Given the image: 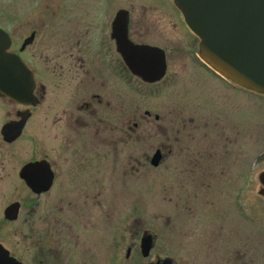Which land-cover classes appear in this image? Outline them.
I'll use <instances>...</instances> for the list:
<instances>
[{
	"label": "flooded vegetation",
	"instance_id": "af4514ba",
	"mask_svg": "<svg viewBox=\"0 0 264 264\" xmlns=\"http://www.w3.org/2000/svg\"><path fill=\"white\" fill-rule=\"evenodd\" d=\"M170 3L98 0L84 10L35 8L10 15L2 26L10 37L9 50L34 79L35 103L0 93V246L20 263L118 264L123 242L131 241L125 252L129 260L134 251L141 252L144 235H152L154 249L155 234L138 224V203L132 224L121 222L110 238L117 247L107 249L101 242L108 239L107 213L114 208L106 200L108 160L115 162V173L137 177L139 167L151 164L158 151L159 165L190 152L195 133L204 128L202 112L189 115L176 108L163 118L156 114L157 121L165 120L166 137L151 158L140 154L139 82L151 86L165 80L169 49H190L180 34L182 29L192 34ZM125 31L132 45L165 51L161 80L146 82L129 69ZM152 112L146 108L144 116ZM166 123L173 129L180 123L181 136L173 137ZM196 172L183 174L190 182ZM164 259L173 264L170 257L150 264Z\"/></svg>",
	"mask_w": 264,
	"mask_h": 264
},
{
	"label": "rangeland",
	"instance_id": "374dc122",
	"mask_svg": "<svg viewBox=\"0 0 264 264\" xmlns=\"http://www.w3.org/2000/svg\"><path fill=\"white\" fill-rule=\"evenodd\" d=\"M95 2L0 0V25L24 10L74 6L84 10ZM180 38L190 45L189 53L169 49L165 80L151 86L139 82L140 154L149 153L151 158L166 137L165 120L157 121L156 114L163 118L176 108H185L189 115L205 113L203 131L195 133L190 152L166 158L158 167L149 161L139 167L137 177H127L121 170L115 173L111 167L115 162L108 160L106 200L114 208L108 209V239L101 244L107 249L116 245L110 238L121 222L123 227L131 225L138 210V224L155 234V247L148 258L138 250L127 260L128 239L116 257L118 264H150L165 257L173 264H264V198L258 193L262 187L258 176L264 170V95L234 86L203 64L199 39L183 29ZM146 108L153 111L150 118L144 116ZM208 115L216 119L210 121ZM166 128L173 137L182 134L180 123L174 129L166 123ZM187 169L197 171L190 182L183 174ZM135 203L138 208L133 212Z\"/></svg>",
	"mask_w": 264,
	"mask_h": 264
},
{
	"label": "water",
	"instance_id": "95a60500",
	"mask_svg": "<svg viewBox=\"0 0 264 264\" xmlns=\"http://www.w3.org/2000/svg\"><path fill=\"white\" fill-rule=\"evenodd\" d=\"M190 30L200 39L201 59L234 83L264 94V0H174ZM123 49L129 69L146 82L166 73L162 48L132 45L126 36ZM10 38L0 27V93L23 104L35 103L34 79L21 58L9 51ZM160 152L151 164L158 166ZM264 198V170L258 176ZM152 235L141 239V253L148 257ZM0 264H22L0 246ZM155 264H171L169 259Z\"/></svg>",
	"mask_w": 264,
	"mask_h": 264
}]
</instances>
